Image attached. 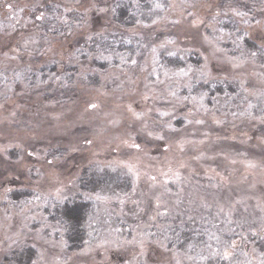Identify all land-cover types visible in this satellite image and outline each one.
<instances>
[{
    "label": "rangeland",
    "instance_id": "obj_1",
    "mask_svg": "<svg viewBox=\"0 0 264 264\" xmlns=\"http://www.w3.org/2000/svg\"><path fill=\"white\" fill-rule=\"evenodd\" d=\"M220 1L155 0L136 40L81 47L114 0L0 5L23 22L0 25V264H264V0ZM75 202L70 250L47 212Z\"/></svg>",
    "mask_w": 264,
    "mask_h": 264
},
{
    "label": "trees",
    "instance_id": "obj_2",
    "mask_svg": "<svg viewBox=\"0 0 264 264\" xmlns=\"http://www.w3.org/2000/svg\"><path fill=\"white\" fill-rule=\"evenodd\" d=\"M4 1L6 0H0V5ZM20 1L22 0H9L12 6L11 8H15L16 10H23L22 5L19 3ZM114 1L115 2L112 5L111 3H109V5L112 8H115V7L119 8L118 9L119 13L113 16V23H116L118 25V29H112L109 31V33H103L101 36L100 35L98 36L84 35L82 37L83 39L81 37L80 38L77 37L78 40L81 41L80 47L85 45L86 43H90V39L93 38V36L97 38L93 39L92 44H100L103 42L107 43L109 42L108 37H110V35H112L113 33L118 34L126 41L136 40L138 36L136 30L139 31V29H143L144 27L143 25L146 24V21H147L146 13H148L149 10H151V8L153 7V5H155V0H122V1L114 0ZM235 1L242 3L244 5L247 4L245 3L246 0H235ZM76 2L77 0H73L72 3L76 4ZM247 2L249 3V5L254 6L257 0H247ZM220 3L222 5L225 4L224 0L220 1ZM259 5H261V3ZM119 6H122V8H120ZM28 8L30 10V18H32L34 23H37V22L39 23L40 22L39 20L43 19L42 16L48 15L50 12H53L52 15L50 16L56 17V18L61 17L58 14H61L63 12L59 4H56V3L54 4L53 0H36V2H34L31 7L29 5ZM221 12H222L221 8H216L214 14L216 16L218 14L221 15ZM73 15H75V13ZM80 17H83V15H80ZM243 20H244L243 18L240 20H236L233 17L232 28L238 29L240 33L241 29H243L240 27V25H244ZM218 21H219V24H221V27L227 28L228 26L227 24L229 23L223 22L220 16L218 18ZM79 22L81 23L82 26H84L83 21H79ZM22 23H23L22 21L20 23L17 21H14L13 14H10L8 22L2 21L0 25L10 24L11 27L17 28L18 25H21ZM30 26L31 27H28V28H30V31L33 32L34 26L32 24ZM82 26H79L78 28ZM78 28H73L72 30L74 31ZM41 37H45V36L41 34ZM231 42H239V41H237V38H235V39H231ZM243 42L246 44L247 47L253 46V44L249 42V40L247 39H244ZM190 58H192L191 62L193 63V65H197L198 63H201L199 56L197 54L193 53V55H191ZM87 186H88V183H87ZM87 213H88L87 207L83 204H79L76 202L72 205L67 204L63 207L58 205V207L54 208L53 211L47 212V214L49 215V220H51L52 222L55 219L57 223L56 222L54 223L58 224L59 228L62 231L63 230L65 231L66 233L65 239L67 241V245L70 250H72L75 245L76 246L77 244L81 245L85 241L86 233H85L84 227H85ZM35 255L36 254H35L34 249L26 247L23 249L22 254H20L19 252H16L11 256L10 260L13 263H14V260H17V263L19 264H32V261Z\"/></svg>",
    "mask_w": 264,
    "mask_h": 264
}]
</instances>
